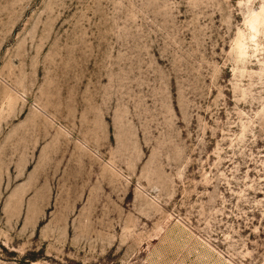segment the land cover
<instances>
[{"label": "rangeland", "instance_id": "1", "mask_svg": "<svg viewBox=\"0 0 264 264\" xmlns=\"http://www.w3.org/2000/svg\"><path fill=\"white\" fill-rule=\"evenodd\" d=\"M0 264H264V0H0Z\"/></svg>", "mask_w": 264, "mask_h": 264}]
</instances>
